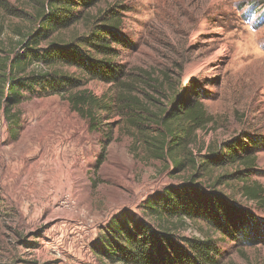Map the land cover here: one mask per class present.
Masks as SVG:
<instances>
[{
  "label": "rangeland",
  "instance_id": "obj_1",
  "mask_svg": "<svg viewBox=\"0 0 264 264\" xmlns=\"http://www.w3.org/2000/svg\"><path fill=\"white\" fill-rule=\"evenodd\" d=\"M42 2L8 0L0 7V51L20 57L28 35L43 34ZM78 10L80 21L31 48L42 54L51 44L78 46L75 40L89 36L97 17L112 12L119 22L114 33L127 42L109 45L124 76L107 84L76 67L28 66L26 76L80 80L77 90L102 100L105 110L91 131L66 94L36 87L13 107L15 125L1 121L0 264H110L103 254L112 242L123 244L115 225L144 221L158 232L162 222L147 217L146 206L185 184L246 212L256 240L242 244L185 219L169 225L173 242L211 239L217 264H264V205L242 191L264 190V0H97ZM121 91L141 113L116 100ZM185 101L201 106L206 124L157 158L159 120ZM177 140L168 144L174 148ZM235 141L254 148L253 164L212 165L223 157V144Z\"/></svg>",
  "mask_w": 264,
  "mask_h": 264
},
{
  "label": "trees",
  "instance_id": "obj_2",
  "mask_svg": "<svg viewBox=\"0 0 264 264\" xmlns=\"http://www.w3.org/2000/svg\"><path fill=\"white\" fill-rule=\"evenodd\" d=\"M38 3L40 8L37 11L40 31L35 35H28L29 43L22 56L3 54L0 57V124L4 121L8 126L16 124L17 116L12 113L13 107L18 105L27 95L35 92L36 87L54 89L58 94H66V99L72 111L85 119L91 131L97 130V113L105 110L102 100L97 99L86 90H77L81 81L62 74H45L26 76L28 66L33 62L52 66L62 64L76 67L83 75L90 80H96L107 84H119L124 76L122 67L114 64L112 59L117 52L109 45L112 43L126 46L118 35H115L116 26L119 22L114 13L105 12L100 14L96 22L91 24L89 36L78 38L76 43L93 50V57L84 53L80 46L74 44L60 45L51 44L42 54H38L31 46H36L42 39L48 37L53 31L63 30L83 18L79 7L86 9L92 6L97 0H43ZM8 0H0V7L6 8ZM100 22V23H99ZM99 23V25H96ZM111 24V25H110ZM110 36L111 40L107 38ZM87 49V52L90 50ZM102 55L98 59L96 56ZM30 56V57H29ZM5 94V95H4ZM118 102L128 109H134L141 113L142 108L138 103L128 96L124 91L117 94ZM132 111V110H131ZM204 110L197 103L185 101L177 103L169 114L159 120V127L164 131L153 137L157 146L155 152L157 158H162L166 150L170 154L180 144H183L182 136L189 138L192 133L205 124ZM180 140L174 148L171 142ZM256 141H251L255 145ZM151 146V145H150ZM241 142H227L223 144V157L217 159L212 165L222 167L225 164L244 166L252 165L254 159L250 158L249 151L253 147H247ZM184 150V146L178 149ZM243 153L244 156L240 155ZM181 161L177 165H181ZM237 175V174H236ZM235 175V176H236ZM242 175V174H239ZM220 179V178H219ZM244 183L241 177L237 178ZM192 181V177H190ZM185 184L176 191L167 190L158 200L146 206L149 214L146 216L162 222L154 232L148 222H132L128 227L127 221L115 225L117 238L123 244L112 242L110 251L106 250L103 256L110 264H217L220 255L218 248L211 239L202 241H185L182 244L174 243L171 239L169 225L173 226L175 221L189 219L202 221L219 234L241 240L242 244H253L255 239V222L250 220L246 212H240L227 206L225 201L217 195H206L200 188L189 191ZM243 194L251 201L264 205V190L246 187L242 189ZM168 218H165V217ZM252 218V217H251ZM253 219V218H252ZM166 220V221H165ZM169 220V221H168ZM120 242V241H119ZM108 252V253H107Z\"/></svg>",
  "mask_w": 264,
  "mask_h": 264
}]
</instances>
